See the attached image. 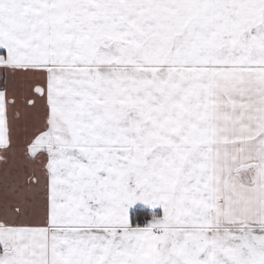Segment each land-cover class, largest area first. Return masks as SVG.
Segmentation results:
<instances>
[{
  "label": "snow or ice",
  "instance_id": "6c2138e0",
  "mask_svg": "<svg viewBox=\"0 0 264 264\" xmlns=\"http://www.w3.org/2000/svg\"><path fill=\"white\" fill-rule=\"evenodd\" d=\"M0 264H264V0H0Z\"/></svg>",
  "mask_w": 264,
  "mask_h": 264
}]
</instances>
